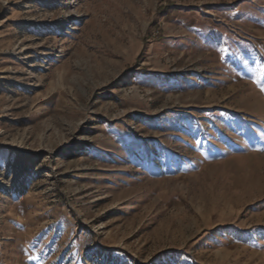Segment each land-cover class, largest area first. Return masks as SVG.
<instances>
[{
  "label": "rangeland",
  "instance_id": "obj_1",
  "mask_svg": "<svg viewBox=\"0 0 264 264\" xmlns=\"http://www.w3.org/2000/svg\"><path fill=\"white\" fill-rule=\"evenodd\" d=\"M0 264H264V0H0Z\"/></svg>",
  "mask_w": 264,
  "mask_h": 264
}]
</instances>
